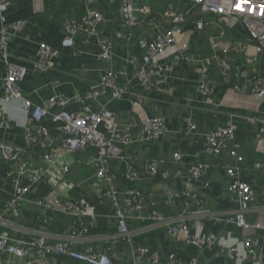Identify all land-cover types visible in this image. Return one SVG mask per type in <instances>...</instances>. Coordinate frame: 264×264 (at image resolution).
Wrapping results in <instances>:
<instances>
[{
    "label": "crops",
    "instance_id": "obj_1",
    "mask_svg": "<svg viewBox=\"0 0 264 264\" xmlns=\"http://www.w3.org/2000/svg\"><path fill=\"white\" fill-rule=\"evenodd\" d=\"M7 1L8 6L1 16L5 20L3 24L17 21L25 23L20 32H10L8 36L9 61L27 68L21 91L23 97L33 104L42 106L52 96H83L97 84L102 70L109 67L124 70L122 82L132 78L133 69L126 60L136 45L137 36L125 40L120 35L124 32V22L119 14L118 0L111 6L104 2L88 4L82 0ZM149 3L158 11L163 8V2L156 4L157 1L149 0ZM89 8L104 14V22L99 27L100 34L113 44V57L108 64L98 58L100 48L95 39L85 42L81 36L76 39L73 48L61 46V40L65 36V23L69 20H81ZM1 24L0 22V28ZM223 26L221 43L241 40L243 31L235 20L229 19ZM150 32L153 33V29ZM184 32L188 43L186 54L190 59L175 64L161 91L145 94L146 99L141 108H133L131 103L138 90L132 86L123 100L108 104V109L118 119L119 129L133 120L139 124L132 132L134 139H138V132L143 128L140 124L145 118L162 116L167 129L165 136L158 142L122 145L124 160L113 159L110 162L111 185L106 182L97 183L96 169L87 165V161L95 156L94 148L69 157L62 155L58 163L50 166L46 158L48 149L50 146H62L63 140L57 125L51 120L43 121L49 130L47 142L50 144L41 142L27 146L24 130L31 122L30 112L20 102L6 104L2 101L6 67L0 58V113L5 124L0 129V145L18 152L15 160L6 161L0 148V233L21 243L44 234L48 244L64 242L78 252H104L115 264H130L133 254L139 248H147L158 254L161 264L170 257H174L179 264H188L191 260L198 264H236L222 254V249L227 244L254 236L260 241L261 260L255 262L245 259L241 264H264V172L251 168L254 163L264 164V101L251 95L239 94L223 83L217 66L212 62L214 56H221L214 55L216 48L211 44L212 40L221 44L215 40L220 37L214 26H209L202 33L187 26ZM41 45H48L53 49L46 71L35 70L33 67ZM173 53V49L168 50L161 63L169 64ZM227 56L234 65H238L243 58V55L233 53ZM207 65L212 80L217 83L216 91L208 103L196 92L200 70ZM106 101L101 97L97 102L90 103V106L98 109V104H106ZM77 108V104H71L67 111L76 112ZM56 111L51 109L52 113ZM231 115H253L260 121V124L255 125L244 119L234 122L235 144L245 163V166H239L241 168L237 178L249 183L254 192V202L244 214L249 226L246 231L224 222V218L239 208L236 199L228 192L230 179L224 165L238 167V164L229 156L218 160L210 158L202 150L203 134L227 126ZM187 119L193 122L196 130L186 136L184 126ZM176 153L182 155L184 164L177 166L173 163ZM23 158L48 173L33 186L19 208L18 216L12 217L3 213V207L13 195L12 179L17 175ZM152 161L160 164V171L164 168L169 171L167 178L146 177L145 169ZM190 162L208 163L211 167L199 181H191L188 178ZM64 165L69 166V171L65 174L62 173ZM127 168H132L137 174L136 187L145 196H151L155 210L166 218H184L193 234H214L219 244L211 249H202L187 244L184 234L169 236L164 226H153V222L145 218L150 209L143 207L126 220L129 231L133 232L131 242L122 240L118 236L115 207L106 192L113 188L119 207H124L125 192L131 188L126 177ZM25 178H21L23 186L27 184ZM171 192H177L178 197H171ZM186 193L196 195V200L187 197ZM54 197L69 198L81 203L85 213L74 217L57 209L45 212L36 204L38 200H50ZM74 223L77 231L70 238L69 230ZM256 225L260 227L255 228ZM54 259L67 264H82L69 257L54 255L42 258L36 254L27 260L8 261L5 264H30L29 261L32 264H47Z\"/></svg>",
    "mask_w": 264,
    "mask_h": 264
},
{
    "label": "built area",
    "instance_id": "obj_2",
    "mask_svg": "<svg viewBox=\"0 0 264 264\" xmlns=\"http://www.w3.org/2000/svg\"><path fill=\"white\" fill-rule=\"evenodd\" d=\"M85 3L104 2L111 6L117 0H82ZM161 4L162 10L154 8L149 0H118L119 14L124 22V32L120 34L125 40H131L137 36L136 45L129 54L126 62L133 69V76L130 80L121 81L124 77V70L106 68L102 70L97 84L83 96L66 97L52 96L44 105H35L23 97L21 83L27 75V68L18 66L9 61L7 53V42L10 32H20L25 26L23 21L4 23L2 13L8 6L7 0H0V58L5 64L3 77V97L6 104L20 102L25 110L30 112L31 122L24 130V140L27 146H33L41 142H47L49 130L43 124L45 120H51L57 125V130L63 135L62 146H50L46 156L50 166L59 162L60 157L72 156L86 151L88 148L95 149V156L87 161V165L96 169L97 183L106 182L111 185L110 162L113 159L124 160L121 146L131 145L136 142L153 143L160 141L166 134V124L162 116L145 118L140 126L138 139H134L132 132L139 124L133 120L129 125L119 129L116 115L108 109V104L123 100L133 86L138 90L135 100L131 103L133 108H141L147 93H155L162 90L168 81L175 64L190 59L186 52L188 43L186 41L185 29L192 26V30L202 33L209 26H214L217 42L221 43L224 30V22L229 19L235 20L242 28L241 40L220 45L211 44L216 48L213 57V64L217 66L219 75L224 84L233 91L242 95H251L258 100L264 101V0H154ZM187 7V8H185ZM104 22V14L91 8L86 10L84 17L79 20H69L64 25V37L61 40L63 48H73L78 37L87 40L95 39L100 48L99 59L108 64L113 57V44L105 36L100 34L99 27ZM153 29V33L150 30ZM138 34V35H137ZM174 50L171 62L164 65L161 59L168 50ZM243 55L238 65H234L228 54ZM53 56V49L48 45H41L38 57L33 67L35 70L46 71L49 60ZM199 57V56H198ZM198 60V59H197ZM261 66V70H259ZM169 73V74H168ZM211 72L207 67L200 70V80L196 86V92L208 103L217 88V83L212 80ZM105 98L107 103L98 104V109H93L90 103H95L100 98ZM71 104H77L76 112H69L67 108ZM51 109H56L55 113ZM244 119L251 125L260 124V121L253 115L235 116L231 115V121L227 126L203 134V154L216 160L229 156L235 160L238 167L224 165L227 176L230 179L228 192L236 199L239 208L224 218L226 224L233 225L244 231L249 229L244 214L254 202V192L249 183L242 182L237 178L240 168L245 166L244 159L240 156L238 147L235 144V120ZM4 117L0 113V129L4 126ZM185 135H191L196 127L190 119L185 122ZM263 138L264 132L262 131ZM3 157L6 161H13L17 158L18 152L6 145H0ZM173 163L177 166L184 164L181 154L173 156ZM159 163L150 162L146 169V177L161 176L167 178L169 171L159 170ZM241 166V167H239ZM211 167L208 163L190 162L188 164V178L191 181H199ZM251 168L257 172H264V164L254 163ZM69 171V166H62V173ZM48 173L42 168L36 167L28 159L23 158L17 175L12 179L14 192L3 207V213L12 217L18 216L19 208L30 193L34 185L40 182L43 176ZM26 177V178H25ZM127 180L131 186L125 192L126 199L123 208L117 203L113 188L106 192L115 207V218L117 220L118 236L130 243L132 231H129L126 220L135 214L136 211L150 209L146 219L153 222V226H164L169 236L184 234L189 245L202 249H211L219 244L214 234L200 235L193 234L186 224L184 218L171 219L155 210L151 196H145L140 192L136 183L138 176L132 168H127ZM21 178H25L26 185H22ZM183 194V193H182ZM181 194V195H182ZM180 195V194H179ZM186 196L196 200L197 196L186 193ZM171 197H178L177 192H171ZM37 206L43 211L62 210L74 217L85 213L83 205L69 198L54 197L50 200H38ZM140 218V216H137ZM1 221V219H0ZM259 228V225L254 226ZM77 225L69 230L70 238L75 236ZM260 241L254 236L243 238L240 242L227 244L222 249V254L230 261L241 264L245 259H252L257 262L261 260L259 252ZM42 258L54 255L69 257L82 264H115L106 253H96L91 250L78 252L70 244L56 242L48 244L44 234L32 238L30 241L21 243L9 239L5 234L0 233V264L8 261L27 260L34 256ZM30 264L31 261H29ZM47 264H67L57 259L49 260ZM130 264H161L158 254L150 252L147 248H139L133 254ZM163 264H179L170 257ZM188 264H198L191 260Z\"/></svg>",
    "mask_w": 264,
    "mask_h": 264
}]
</instances>
